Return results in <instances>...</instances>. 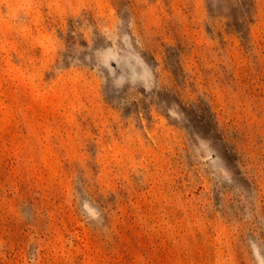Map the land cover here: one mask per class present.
Instances as JSON below:
<instances>
[{
  "label": "rangeland",
  "instance_id": "1",
  "mask_svg": "<svg viewBox=\"0 0 264 264\" xmlns=\"http://www.w3.org/2000/svg\"><path fill=\"white\" fill-rule=\"evenodd\" d=\"M0 264H264V0H0Z\"/></svg>",
  "mask_w": 264,
  "mask_h": 264
}]
</instances>
